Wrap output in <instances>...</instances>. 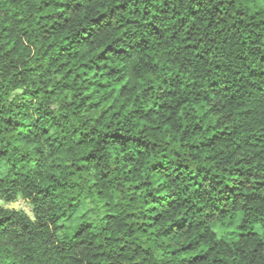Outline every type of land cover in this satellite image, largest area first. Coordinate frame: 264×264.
I'll return each mask as SVG.
<instances>
[{"label":"trees","instance_id":"trees-1","mask_svg":"<svg viewBox=\"0 0 264 264\" xmlns=\"http://www.w3.org/2000/svg\"><path fill=\"white\" fill-rule=\"evenodd\" d=\"M20 199L0 264H264V0H0Z\"/></svg>","mask_w":264,"mask_h":264},{"label":"rangeland","instance_id":"rangeland-1","mask_svg":"<svg viewBox=\"0 0 264 264\" xmlns=\"http://www.w3.org/2000/svg\"><path fill=\"white\" fill-rule=\"evenodd\" d=\"M9 205H16L15 207H9V208H13V209H17V210H22L26 213H28L30 216L32 215V210L30 205L20 199L18 202L13 203V204H9ZM215 231L217 232V234L229 241L234 240V236H233V231H234V226H228V227H219L217 226L215 228ZM257 231L262 235V237L264 238V230L261 229L260 227H257Z\"/></svg>","mask_w":264,"mask_h":264},{"label":"clouds","instance_id":"clouds-1","mask_svg":"<svg viewBox=\"0 0 264 264\" xmlns=\"http://www.w3.org/2000/svg\"><path fill=\"white\" fill-rule=\"evenodd\" d=\"M0 206H4V207H15L16 205H4V202L2 200H0Z\"/></svg>","mask_w":264,"mask_h":264}]
</instances>
